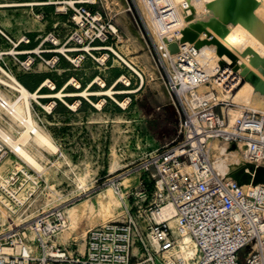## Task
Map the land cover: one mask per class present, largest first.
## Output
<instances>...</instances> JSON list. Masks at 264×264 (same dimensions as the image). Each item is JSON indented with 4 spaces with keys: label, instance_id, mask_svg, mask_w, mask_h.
<instances>
[{
    "label": "rangeland",
    "instance_id": "1",
    "mask_svg": "<svg viewBox=\"0 0 264 264\" xmlns=\"http://www.w3.org/2000/svg\"><path fill=\"white\" fill-rule=\"evenodd\" d=\"M82 7L99 20L83 13ZM121 14L129 23L120 19ZM127 24L137 33L128 31ZM80 33L84 41L79 39ZM98 35L101 36L98 38ZM155 39L139 0H0V65L28 89L35 90L48 78L61 88L75 77L82 87L69 85L67 89L71 92L88 88L98 77L105 81L104 86L94 83L88 96H66L65 101L39 98L44 104L56 101L51 112L33 100L34 118L52 135L65 155L42 149L43 172L24 162L18 153L19 157L10 158L8 166L23 164L32 170L34 178L37 176L33 187L29 181L22 191L35 192L16 211L0 203L1 208L25 221L50 209L61 208L65 213L66 208L82 206L83 220L76 226H71L65 213L67 224L60 232H68V240L53 238L54 244L81 251L80 241L86 243L88 229L124 220L130 207L145 198L151 187L147 185L144 162L179 137L180 124L189 110L187 98L191 97L181 85H174V72ZM106 53L107 58L102 61ZM32 59L34 62L28 66L26 62ZM3 74L0 69V77L7 79ZM123 76L130 84L118 81ZM114 84L120 91L114 98L95 93ZM0 87L11 98L15 97L8 86ZM219 88L213 80L196 90L198 95H204L214 89L219 95ZM52 91L48 86L42 89L44 93ZM103 98L105 103L97 107L96 103ZM77 99L81 103L73 109L70 104ZM126 100L124 106L121 102ZM0 120L5 121L13 135L23 127L18 118H6L1 112ZM113 150L123 164L115 172H111L115 160ZM87 170L94 183L88 191H83L75 177ZM144 185L148 188L146 193L141 190ZM53 190L66 199L59 206L60 200L53 196ZM102 191L115 202L113 213L107 219L99 212ZM1 208L0 231H3L9 223L3 220ZM135 254V264H153L139 249ZM155 263L164 264L163 256H157Z\"/></svg>",
    "mask_w": 264,
    "mask_h": 264
},
{
    "label": "built area",
    "instance_id": "2",
    "mask_svg": "<svg viewBox=\"0 0 264 264\" xmlns=\"http://www.w3.org/2000/svg\"><path fill=\"white\" fill-rule=\"evenodd\" d=\"M145 1L160 20L162 32L179 36L182 15L178 4ZM81 9L99 20L85 7ZM177 40L178 52L165 46L162 53L174 72V85L191 94L189 110L180 124L179 137L144 162L150 192L147 185L141 187L142 193H148L130 207L124 220L88 229L84 252L54 244L53 238L67 224L61 208L43 211L17 226L8 222L0 231V264H135V245L153 264L160 255L164 264H188L171 254L177 245L176 232L169 219L160 216L168 203L177 209V229L189 233L196 243L193 264H264V183H243L232 176L231 169H219L214 158L216 143L228 150L235 144L244 147L250 162L264 166V112L249 108L232 122L228 110L235 103L231 98H220L214 89L198 95L196 87L213 80L233 95L243 78L230 66L219 67L210 76L201 74L200 62L194 66L197 70L187 68L196 59L198 48ZM3 108L8 118L9 110ZM16 139L0 120V203L11 210L25 205L35 192L29 190L25 201L19 198L34 174L23 164L7 165L10 158L19 157L13 147ZM152 241L158 249L151 246Z\"/></svg>",
    "mask_w": 264,
    "mask_h": 264
},
{
    "label": "bare ground",
    "instance_id": "3",
    "mask_svg": "<svg viewBox=\"0 0 264 264\" xmlns=\"http://www.w3.org/2000/svg\"><path fill=\"white\" fill-rule=\"evenodd\" d=\"M116 1V0H114ZM178 4L182 19L180 20L179 36L175 32L169 31L166 34L162 32L161 22L155 19L152 11L147 6L145 0H139V3L144 11L146 20L152 32L156 35V42L159 47L164 49L166 46L171 52L176 53L179 51V41L187 42L195 45L198 48L196 59H191L187 68L197 70V62H200L203 67L201 74L205 76L213 75L219 67L230 66L235 72L242 76L243 82L235 94L230 95L219 88V97L222 99L232 98L236 103L230 107L228 112L231 121H235L241 117L246 109H253L264 112V0H168ZM78 22H82L80 16H76ZM120 19L126 23L127 18L120 15ZM116 30V27H113ZM128 31L132 34L137 31L127 24ZM172 38V39H171ZM79 39L84 41V36L80 33ZM121 57V56H120ZM79 57L78 59H81ZM107 53L101 58L105 61ZM163 59V58H162ZM57 61V59H54ZM31 60L27 64H31ZM130 67L133 66L128 63ZM0 69L7 75V79L0 77L1 86L9 87L14 93V98H11L4 89L0 87V112L3 114V106H7L9 117L18 118L23 127L16 130V134L11 135L17 138V142L13 143L19 156L28 165L33 166L38 172H43L45 166L40 162V158L45 155L42 149H45L53 154L65 155L59 145L56 143L52 135L45 130V128L34 118L33 114V100L38 101L49 112L56 104L55 100L49 103H42L39 98L51 97L58 98L65 101L66 96H88L91 94V87L94 83L98 82L101 86L105 85V81L98 77L94 82L90 83L88 88L79 91H68L69 85H74L77 88L82 87L80 81L72 77L61 88H58L54 81L46 79L35 90L28 89L21 81L14 75L6 72L0 65ZM198 73H200L198 71ZM118 81H123L127 85L130 84L129 79L123 76ZM117 84V83H116ZM108 87L96 94H106L114 98L115 93H119L115 89V85ZM205 85L201 84L200 86ZM48 86L53 91L50 93L42 92L43 87ZM216 87V86H215ZM103 98L100 102L96 103L97 107L101 108L105 103ZM3 102L4 104H2ZM127 100L121 102L124 106ZM81 103L77 99L70 106L76 109ZM244 107V108H243ZM8 117V118H9ZM216 151L214 154L216 166L221 169L237 170L238 180L247 181L249 184L264 182V168H260L253 162H250L245 155L244 147H234L226 149L225 145L215 144ZM115 160L111 165V172L120 169L123 164L117 159L118 155L113 150ZM20 163V162H18ZM239 170V172H238ZM90 171L87 170L83 173H78L75 177L76 182L83 191H88L93 186V179ZM37 176L30 182L33 187ZM28 194L25 190L20 194L19 198H24ZM53 196H57V200L61 205L66 199L63 195L53 190ZM101 209L100 213L105 218H110L115 208V202L111 197L102 191L101 193ZM55 205V206H57ZM1 208V207H0ZM82 206L74 208H66L67 218L71 226L78 225L84 216ZM16 211V207H12ZM4 221L10 222L13 226L19 225L22 222L20 216L16 217L9 214L6 210L1 208ZM48 211V210H47ZM161 217L168 218L171 226L175 229L177 236V245L171 251L176 258H182L188 264H193L192 259L197 254V246L189 233H182L177 229L179 225V218L177 216V209L172 203H168L163 207ZM159 218V217H158ZM56 237L61 240H68V232H58ZM54 241V239H53ZM81 251L84 252L86 243L84 240L80 241ZM152 244L158 249V244L152 241ZM138 248L134 247V253Z\"/></svg>",
    "mask_w": 264,
    "mask_h": 264
},
{
    "label": "water",
    "instance_id": "4",
    "mask_svg": "<svg viewBox=\"0 0 264 264\" xmlns=\"http://www.w3.org/2000/svg\"><path fill=\"white\" fill-rule=\"evenodd\" d=\"M237 145H233L232 146V148H234V147H236ZM260 168H264V166H260ZM238 172H239V170H238ZM232 176L234 177V178H236V179H238L236 176H237V170L235 171H233V173H232ZM242 182L243 183H248L247 181H244V180H242ZM259 183H264L263 181L262 182H259ZM258 182L257 183H254V184H259ZM249 184V183H248Z\"/></svg>",
    "mask_w": 264,
    "mask_h": 264
}]
</instances>
